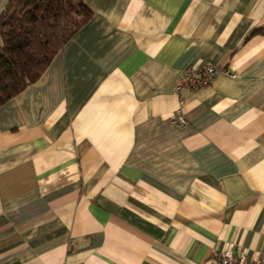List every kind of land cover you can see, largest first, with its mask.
Returning a JSON list of instances; mask_svg holds the SVG:
<instances>
[{
  "label": "crops",
  "instance_id": "obj_1",
  "mask_svg": "<svg viewBox=\"0 0 264 264\" xmlns=\"http://www.w3.org/2000/svg\"><path fill=\"white\" fill-rule=\"evenodd\" d=\"M84 3L0 106V264L263 260L264 0ZM206 64L236 78L178 94Z\"/></svg>",
  "mask_w": 264,
  "mask_h": 264
},
{
  "label": "trees",
  "instance_id": "obj_2",
  "mask_svg": "<svg viewBox=\"0 0 264 264\" xmlns=\"http://www.w3.org/2000/svg\"><path fill=\"white\" fill-rule=\"evenodd\" d=\"M92 15L84 0H7L0 14V106L35 82Z\"/></svg>",
  "mask_w": 264,
  "mask_h": 264
},
{
  "label": "built area",
  "instance_id": "obj_3",
  "mask_svg": "<svg viewBox=\"0 0 264 264\" xmlns=\"http://www.w3.org/2000/svg\"><path fill=\"white\" fill-rule=\"evenodd\" d=\"M224 76L229 79H235L236 75L225 67L212 66L206 64L200 69L188 67L183 72L180 84L177 86L176 91L179 94L183 90L194 91L199 88L210 86L217 76ZM172 124L182 126L186 123L183 116L178 112L170 117ZM219 264H264L263 260L259 262H248L243 257H234L231 251H226L219 257Z\"/></svg>",
  "mask_w": 264,
  "mask_h": 264
}]
</instances>
